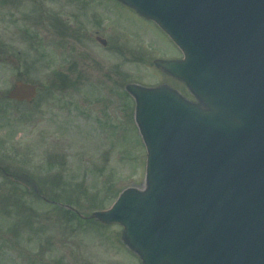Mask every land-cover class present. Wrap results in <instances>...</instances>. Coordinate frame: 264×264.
Returning <instances> with one entry per match:
<instances>
[{
    "label": "rangeland",
    "instance_id": "1",
    "mask_svg": "<svg viewBox=\"0 0 264 264\" xmlns=\"http://www.w3.org/2000/svg\"><path fill=\"white\" fill-rule=\"evenodd\" d=\"M179 57L117 0H0V164L50 179L39 183L47 196L82 215L143 188L147 152L125 86L168 84L192 99L153 63ZM18 80L42 86L32 103L7 98ZM9 181L0 174V264H141L121 225L74 218Z\"/></svg>",
    "mask_w": 264,
    "mask_h": 264
},
{
    "label": "water",
    "instance_id": "2",
    "mask_svg": "<svg viewBox=\"0 0 264 264\" xmlns=\"http://www.w3.org/2000/svg\"><path fill=\"white\" fill-rule=\"evenodd\" d=\"M119 1L183 51L155 64L196 101L169 85H127L147 148L145 186L90 218L122 225L142 264H264V0ZM36 95L24 81L9 93Z\"/></svg>",
    "mask_w": 264,
    "mask_h": 264
},
{
    "label": "flooded vegetation",
    "instance_id": "3",
    "mask_svg": "<svg viewBox=\"0 0 264 264\" xmlns=\"http://www.w3.org/2000/svg\"><path fill=\"white\" fill-rule=\"evenodd\" d=\"M60 81H64V80H63V79H62V80H58V83H57V84H59ZM51 87H52V89H53V88H54V85H51ZM51 87H49V88H51ZM0 171H2L3 173H5V174L8 175L9 177H12V176H10V173H9V172H6V171L4 170V168L1 167V166H0Z\"/></svg>",
    "mask_w": 264,
    "mask_h": 264
},
{
    "label": "trees",
    "instance_id": "4",
    "mask_svg": "<svg viewBox=\"0 0 264 264\" xmlns=\"http://www.w3.org/2000/svg\"><path fill=\"white\" fill-rule=\"evenodd\" d=\"M64 213H68L70 216L74 218H78V215L70 210H65ZM70 218V217H69Z\"/></svg>",
    "mask_w": 264,
    "mask_h": 264
}]
</instances>
